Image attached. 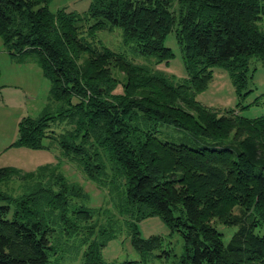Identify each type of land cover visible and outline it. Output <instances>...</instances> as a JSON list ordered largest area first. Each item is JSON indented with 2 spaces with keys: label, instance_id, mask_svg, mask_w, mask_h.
Segmentation results:
<instances>
[{
  "label": "trees",
  "instance_id": "trees-1",
  "mask_svg": "<svg viewBox=\"0 0 264 264\" xmlns=\"http://www.w3.org/2000/svg\"><path fill=\"white\" fill-rule=\"evenodd\" d=\"M49 2L0 0L5 49L33 59L50 82L49 102L21 118L11 146L59 150L57 162L32 171L0 167V264H57L55 233L79 229L94 212L83 187L61 172V157L107 188L127 217L139 259L117 264H264V115L196 99L214 67L227 70L240 96L251 57L264 63V0H91L82 12H52ZM106 26L156 63L173 56L164 40L174 30L186 78L89 40ZM161 123L189 132L195 144L159 138ZM15 180L17 194L2 188ZM154 215L183 239L167 263L156 260L171 254L161 236L142 237L138 228ZM216 222L238 227L224 241ZM99 227L81 264H108L102 249L117 232Z\"/></svg>",
  "mask_w": 264,
  "mask_h": 264
},
{
  "label": "rangeland",
  "instance_id": "rangeland-1",
  "mask_svg": "<svg viewBox=\"0 0 264 264\" xmlns=\"http://www.w3.org/2000/svg\"><path fill=\"white\" fill-rule=\"evenodd\" d=\"M90 2L91 0H50L49 9L52 12L60 8L82 12L88 8ZM89 40L96 44L101 42L112 50L124 52L128 59L138 63H147L169 75H174L179 81L186 78L182 50L174 30L170 31L164 40L165 46L172 50L173 56L159 63L155 62L154 57L149 58L139 54L133 49L132 44H123L119 27L108 28L106 26L98 29ZM115 73L120 81L124 80L122 73L118 70ZM49 87L50 82L43 75L40 66L30 58L22 60L14 58L5 49L0 37V167L13 166L23 171H32L40 165L57 162L56 156L59 150L54 147L57 146L56 144L36 149L11 146V143L17 139L18 123L21 118L37 116L49 102ZM117 90H121L120 85ZM196 99L210 108H234L235 112L247 118L264 115L263 61L257 57H251L249 60L247 84L240 96L227 70L214 67L211 80L207 87L197 94ZM53 127L56 131H60L64 123L54 124ZM158 128L157 136L161 139L195 144L192 135L182 128L168 123H161ZM43 143L47 144L48 140H43ZM60 170L69 181L83 187L88 195L84 203L94 208V212L80 220L82 226L79 229L69 234L55 233L58 251L55 256H51V260L57 264H81L82 253L86 250L88 241H91L97 234L99 226L107 229L113 228L117 232L116 236L102 249L105 262L117 264L127 259H139V254L131 245L130 233L124 224L127 217L119 214L114 203L115 199L107 188L99 187L86 178L75 163L63 157L60 158ZM2 188L8 191L14 190V194L21 190L16 180ZM215 225L222 232L224 241H228L238 227L220 222H216ZM138 228L142 237L153 234L161 236V249L171 252L170 255L159 256L156 260L162 259L167 263L173 259L174 253H182L183 239L180 233L171 231L158 216L143 218L139 221ZM255 232H261V229L257 227ZM161 249L155 252L161 253Z\"/></svg>",
  "mask_w": 264,
  "mask_h": 264
}]
</instances>
